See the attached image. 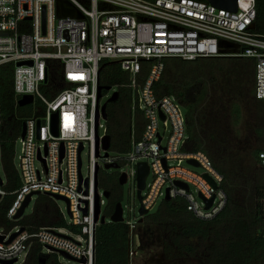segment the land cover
Here are the masks:
<instances>
[{
	"label": "built area",
	"instance_id": "2783aa9c",
	"mask_svg": "<svg viewBox=\"0 0 264 264\" xmlns=\"http://www.w3.org/2000/svg\"><path fill=\"white\" fill-rule=\"evenodd\" d=\"M256 16V0H237L236 10L217 7L209 0H0V65H14L17 103L32 96L28 105L34 107L23 121L24 135L22 129L19 136L20 185L9 191L8 178L0 175V202L13 194L7 217L16 220L29 196L30 201L34 195L62 196L69 202V225L78 228L75 232L81 237L78 241L57 227L31 231L18 225L0 232L4 235L0 260H19L38 243L48 254L66 253L75 264H95V232L103 216L107 222L102 214L105 202L100 175L109 164L118 165L119 183L125 174L123 185L129 184L131 189L133 206L127 217L123 208L131 245L129 264L140 243L137 228L142 215L138 218L134 203L140 162L149 168L140 200V207L148 213L161 196L165 201L169 195L170 200L183 197L188 210L201 219L215 217L227 203L223 175L206 152L187 149L188 118L183 105L171 96H159L155 86L168 59L241 57L254 61L255 97L264 100V34L254 30ZM103 61L117 62L129 74L133 112L139 110L144 117L140 136L133 124L129 150L121 157H113L110 148H103L108 133H99L103 114L98 87ZM54 64L60 73L58 85L52 87ZM87 144L89 171L84 175L81 155ZM102 149L109 155L102 154ZM258 161L264 168V150ZM184 162L203 171L187 168ZM96 193L101 209L97 222ZM82 259L86 262L81 263Z\"/></svg>",
	"mask_w": 264,
	"mask_h": 264
},
{
	"label": "trees",
	"instance_id": "16d2710c",
	"mask_svg": "<svg viewBox=\"0 0 264 264\" xmlns=\"http://www.w3.org/2000/svg\"><path fill=\"white\" fill-rule=\"evenodd\" d=\"M257 16L254 30L264 34V0H256ZM52 87L58 85L60 68L54 64ZM14 65H0V149L1 158L9 180L7 189L13 191L20 185L17 168L14 166L15 143L22 133L23 121L33 113V105L20 106L14 92ZM247 74L254 85V104L258 116L264 123V100L255 97V63L241 57L199 58L193 61L182 59L166 60V69L155 88L159 96H171L187 110L188 150H202L213 160L223 175L222 188L227 194L225 207L212 219H201L187 208L183 197L165 200L156 212L148 213L140 224L157 225L162 231L163 251L170 255L199 256L206 264H264V168L260 174H253L243 167L242 161L227 155L222 146L220 131L214 121L209 122V130L199 125L197 113L202 102L207 99L208 83L214 84L218 76L224 79ZM245 76V75H244ZM228 83L231 88L232 84ZM102 94L110 87L119 88L118 97L106 104L107 133L111 137L110 149L125 153L129 150L133 124L140 136L144 117L139 110L133 112L132 91L129 74L119 63L103 61L99 72ZM225 88V86H224ZM233 122L238 124L242 117L239 103L231 105ZM258 117V118H259ZM261 119V118H259ZM205 121V120H204ZM206 122V121H205ZM207 126V123H206ZM205 128V127H204ZM261 129L258 133L261 136ZM218 135V136H217ZM263 148L252 151L258 161ZM227 152V153H226ZM233 152V151H232ZM101 185L109 192L107 215L111 216L116 205L122 201L123 193L114 175H100ZM13 194L0 202V228L9 231L15 225L36 231L41 227H70L62 216L55 198L39 195L32 214L12 220L7 217V208ZM257 201V204H256ZM106 216V214H105ZM129 229L125 222L100 224L95 232V264H129ZM24 264H60L59 254L44 253L40 244L34 243Z\"/></svg>",
	"mask_w": 264,
	"mask_h": 264
},
{
	"label": "rangeland",
	"instance_id": "374dc122",
	"mask_svg": "<svg viewBox=\"0 0 264 264\" xmlns=\"http://www.w3.org/2000/svg\"><path fill=\"white\" fill-rule=\"evenodd\" d=\"M227 82L232 84L231 88L227 86ZM253 87L254 85L252 84V82H250L249 77L245 73L242 74L241 77L238 76L236 78L234 76L231 79H224L221 76H218V81L216 83H208L207 99L202 102L201 107L197 113V117L200 122V127L205 130L207 129V131L209 130V122L211 123V121L215 120V123L220 131L219 136L223 140L222 146L226 147L227 149V155L229 153L235 154L234 159L237 158L238 162L241 163L243 161V167L247 168L249 172L253 174H260L263 172V169L256 161V159L252 157V151L256 148L264 149V123H262L263 118L261 116H258V110L254 104L253 94L251 93ZM118 91L119 88L117 86H113L110 89H107L100 98V105L104 106L105 104H107L112 95ZM235 102L239 103L242 109V117L238 124H235L233 122V118L230 112L231 105ZM183 111L184 114L187 115V110L184 106ZM258 117L261 119H259ZM258 129L262 130L261 136L258 133ZM161 131L163 132V126L161 127ZM99 133L101 136H104L107 133V119L103 116L100 117ZM20 151V138H17V142L15 143L14 157V166L17 169L19 168ZM101 153L105 154V150L102 149ZM110 155L113 157H121L123 153L119 152L118 150L110 149ZM81 156L83 163L82 172L84 175H87L89 171V144H87ZM183 165L197 172L203 171L202 168L194 166L193 164H189L187 162H184ZM37 166L40 168V163H37ZM124 169L125 166L122 165L121 170ZM118 171H120V169L118 168H109L105 170L106 174L110 175H114ZM6 173L7 172L1 158L0 175L2 176V178H7ZM151 178L152 177L148 178L149 182L151 181ZM99 188L101 193L103 194V199L105 202L102 206V214H106L107 221H110V216L106 213L109 205V197L104 195V187L101 184ZM130 190L131 189L129 184H124L121 186V191L123 193L121 203L124 208L125 217L128 216L129 207L133 206V200L132 196L130 195ZM37 199L38 195H34L33 199L26 207L24 215L33 213ZM164 199L165 196H161L150 213L156 212L163 203ZM56 201L60 212L69 224L71 219L67 201L63 199H56ZM134 203L136 214L138 218H141V214L139 213L140 200L138 199V197H136ZM3 230V228H0V232ZM59 232L71 236L78 241L81 240V237L77 235V232H75L70 227H59ZM137 233L139 235L140 243L138 244L139 248L137 254L132 260V264H206V262L199 256H178L177 252L175 251L170 255L165 254L163 251L164 235L157 225L150 223L140 224L137 228ZM43 252L47 253L48 251L46 248H43ZM27 255V251L23 252L16 264H24ZM59 262L60 264H75V262L70 261L64 255H59Z\"/></svg>",
	"mask_w": 264,
	"mask_h": 264
},
{
	"label": "water",
	"instance_id": "95a60500",
	"mask_svg": "<svg viewBox=\"0 0 264 264\" xmlns=\"http://www.w3.org/2000/svg\"><path fill=\"white\" fill-rule=\"evenodd\" d=\"M211 3H213L214 5H216L217 7H220V8H226V9H230V10H236L237 8V0H209ZM31 63V62H29ZM110 89V87L108 88ZM102 90H103V87L101 85H99L98 87V103H99V100L102 96ZM118 97V92H115L112 97L110 98L109 101H114L116 100V98ZM32 101V96H24L20 101H19V105L20 106H26L28 104H30ZM101 112L103 114V117L106 118L107 117V114H106V104L104 106L101 107ZM99 117H100V108H99V104L97 106V110H96V139H97V156L100 155V152H99V135H98V124H99ZM56 126H57V115L55 114L54 115V129L56 131ZM25 133V125H23V135ZM110 145H111V137L110 135H107L105 136V138L103 139V148L105 150H108L110 148ZM82 149V148H81ZM109 155V152H106L105 153V156H108ZM62 158H63V154H62ZM194 164L197 165V163L194 162ZM106 168H118V165L116 164H109V165H106ZM98 169L99 167L97 166V172H98ZM149 172V168H148V165L146 162H140L139 165H138V192H137V196H138V199L141 200L142 198V191L145 189V185H146V176ZM125 182V174H123L120 178V184L123 185V183ZM215 185V183H213ZM96 185H97V182H96ZM178 185L180 186H183L185 188H188L187 184H183V183H180L178 182ZM85 186L87 187V181L85 182ZM109 192L106 191L105 192V196L109 197ZM53 198L55 199H63V200H66L67 203L69 204L68 200L62 196H58V195H54ZM166 200H170V197L169 195L166 196ZM212 200H209L207 203H208V207L209 205L212 203ZM30 203V196L26 199V201L23 203L21 209L19 210L18 214L15 216V219H19L21 218L23 215H24V212H25V209L26 207L29 205ZM100 204H99V194L96 193V210H95V222L98 221L99 219V214H100ZM86 212V209L84 210ZM139 213L142 215V218L140 219V222H143L144 220V216H146L148 214V211L143 207L141 206L140 209H139ZM111 220L112 222H123L124 218H123V206H122V203L119 202L116 207H115V210L111 216ZM101 224L102 223H105V217L103 216L100 220ZM23 230V228L21 229V231ZM18 234V232L12 234L11 236V239L13 237H15L16 235ZM4 239V235L0 234V241H2ZM61 255H64L66 258H70L69 255H67L66 253L64 252H60ZM18 261L17 258L13 259V260H6V261H3V260H0V264H15L16 262ZM81 263H85L86 260L85 259H82L80 261Z\"/></svg>",
	"mask_w": 264,
	"mask_h": 264
}]
</instances>
